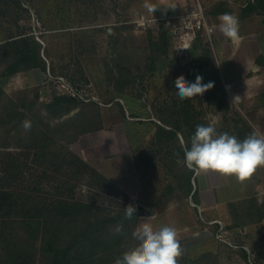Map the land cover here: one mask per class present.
<instances>
[{
  "label": "rangeland",
  "instance_id": "1",
  "mask_svg": "<svg viewBox=\"0 0 264 264\" xmlns=\"http://www.w3.org/2000/svg\"><path fill=\"white\" fill-rule=\"evenodd\" d=\"M148 2L157 7L153 13L144 7L145 0H0V178L17 157L23 172L18 187L27 180L31 184L32 177L45 170L46 189L68 181L75 188L72 199L116 212L132 204L137 211L130 230L144 222L154 229L167 225L177 230L183 250L177 264H220L238 255L249 262L245 248L254 250L256 263L258 253H264V224L260 231L257 225L264 217V167L243 182L215 172H195L197 201L192 195L185 198L175 177L182 178L184 169L174 155V142L155 138V132L163 124L161 112L169 108L193 134L187 119L212 124L240 140L253 130L264 133L263 6H257L258 0ZM198 2L213 27L212 45L199 36L195 41L201 62L175 47V31H182L179 16ZM249 2L256 8L248 11ZM224 13L239 18L240 35L245 37L239 48L219 31ZM164 32L168 53L159 54L154 63L148 36L157 41ZM11 39H27L29 50L41 49L46 68L35 62L28 68L20 64L18 71L8 74L6 69L18 58L5 45ZM253 60L260 65L256 71L250 66ZM199 65L202 83L214 82L211 89H222L221 94L208 90L181 100L175 94V79L184 75L191 82L189 74ZM60 96L77 99L70 111L48 106ZM234 96L240 99L232 103ZM25 120L31 122L30 131L22 128ZM44 134L66 145L128 198L109 195L107 185L98 186L86 174L70 179L65 169L60 172L49 164L48 169H30L33 145ZM247 224L256 230L255 246L241 232ZM132 240L126 251L136 246Z\"/></svg>",
  "mask_w": 264,
  "mask_h": 264
},
{
  "label": "trees",
  "instance_id": "2",
  "mask_svg": "<svg viewBox=\"0 0 264 264\" xmlns=\"http://www.w3.org/2000/svg\"><path fill=\"white\" fill-rule=\"evenodd\" d=\"M263 3L264 0H258L257 6L262 5L264 12ZM246 8L251 11L256 7L249 2ZM166 37L165 32L160 34L157 41L155 37L148 36L154 63L158 62L159 54L167 55L168 53L169 46ZM17 39L8 40L5 43L18 57L17 62L9 66L6 72L11 74L18 71L20 64H24L25 68L35 66L34 62L46 68V61L40 56L41 49L36 48L37 51H31L27 39L16 41ZM200 69L199 65L194 68L196 72L189 74L191 82L196 79L197 75H200ZM209 91L215 95L221 94L222 89H210ZM53 101L48 105L49 107L68 110L70 105L76 104L77 99L72 96H60L54 98ZM64 104H66L65 107ZM175 106H179L177 101H175ZM188 108L192 109V105ZM165 110L160 114L164 125L158 126L155 138L164 137L168 142H174V155L179 153V159L182 160L184 154L181 142L188 143L190 147V137L193 132L186 131V127L175 118L176 112L172 113L169 108ZM62 114H67V112ZM193 114H195L194 111L192 116H188L191 120ZM18 115L23 116L20 113ZM185 122L187 127L195 132L197 124L190 123L189 119ZM166 125L171 129H167ZM33 148L35 153L32 160L33 166L29 167L30 169H35L37 166L47 169L51 167L57 171L65 169L70 179L86 174L88 178L94 177L98 186L107 185L105 187L109 195L121 194L128 198V194L123 193L110 179L89 168L66 145L60 144L49 134H44L39 140L37 138ZM19 160L17 157L11 158L6 176L3 179L0 178V264H115V260L126 252L133 241L130 229L135 219L126 220L124 210L116 212L96 202L72 199L70 193L75 188L68 181H59L50 189L44 188V181H49L45 170L38 175L35 174V177H32L35 180L31 184L27 180V185L18 187L23 173L20 171L21 162H18ZM48 164L49 167H47ZM182 167L184 169L182 178L179 174L175 176L178 179V186L185 198L192 195L197 201V190H194L192 183L195 172L184 165ZM111 187L115 191H110ZM119 224L123 225V231L121 234H116L114 229Z\"/></svg>",
  "mask_w": 264,
  "mask_h": 264
},
{
  "label": "clouds",
  "instance_id": "3",
  "mask_svg": "<svg viewBox=\"0 0 264 264\" xmlns=\"http://www.w3.org/2000/svg\"><path fill=\"white\" fill-rule=\"evenodd\" d=\"M144 7L153 13L157 7L145 0ZM219 31L233 43H239L240 35L239 18L230 13L219 17ZM203 77L196 76L195 82H188L184 75L178 76L175 94L181 100L194 99L202 96L214 87V82L202 83ZM240 96H234L232 103L238 102ZM25 131L31 130V122H22ZM183 159L177 163L183 164L187 169L197 173L215 172L224 177H234L238 182L248 179L258 167H264V133L253 130L243 140L238 139L228 132H218L212 125H197L194 134L190 137V147L186 142H181ZM136 207L129 204L124 209V218L131 220ZM116 234H121L123 225L119 224L114 229ZM174 227L162 225L154 229L150 222H144L132 231V237L137 244L124 252L115 260V264H177V258L182 255V247L177 238Z\"/></svg>",
  "mask_w": 264,
  "mask_h": 264
},
{
  "label": "built area",
  "instance_id": "4",
  "mask_svg": "<svg viewBox=\"0 0 264 264\" xmlns=\"http://www.w3.org/2000/svg\"><path fill=\"white\" fill-rule=\"evenodd\" d=\"M181 21V32L175 31L176 48L181 52H188L193 46L198 36L206 43L213 44V27L210 25L209 20L205 14L201 3H196L188 8V11L179 16ZM231 244V243H230ZM248 254L249 262L255 260V252L251 248H245Z\"/></svg>",
  "mask_w": 264,
  "mask_h": 264
},
{
  "label": "crops",
  "instance_id": "5",
  "mask_svg": "<svg viewBox=\"0 0 264 264\" xmlns=\"http://www.w3.org/2000/svg\"><path fill=\"white\" fill-rule=\"evenodd\" d=\"M243 36H246L245 34H243ZM242 37V36H241ZM242 38H245V37H242ZM234 44V48H239V46L241 45V42L240 43H233L232 42V45ZM258 58V57H257ZM233 64H234V62H233ZM233 66V65H232ZM253 69L252 70H258V68H260V65L259 64H257V62L255 61V60H253V62L251 63V65H250ZM232 70V69H231ZM230 78H234V75L233 74H231L230 73ZM138 183H139V180H138ZM137 183V184H138ZM123 186H125V185H123ZM123 186H121V187H123ZM258 223H257V225H259V228H258V230L260 231V230H263V224H264V217L262 216L261 218H260V220L259 221H257ZM253 225V224H252ZM251 231H253V232H251ZM256 230H252L251 229V225H249V224H247L246 226H242L241 227V232H244L245 234H247V237H248V239L252 242L251 244H254L255 243V238H254V232H255ZM256 244H254V246H255ZM256 249H257V247H256ZM259 250V249H258ZM246 257L245 256H243V255H238V257L237 258H235L236 260H233L232 262L231 261H228V262H226V259L223 261V263H220V264H252V263H249L246 259H245ZM256 264H264V253H262V252H259L258 253V259H257V262H256Z\"/></svg>",
  "mask_w": 264,
  "mask_h": 264
},
{
  "label": "water",
  "instance_id": "6",
  "mask_svg": "<svg viewBox=\"0 0 264 264\" xmlns=\"http://www.w3.org/2000/svg\"><path fill=\"white\" fill-rule=\"evenodd\" d=\"M189 52V56L191 57V59L193 61H196V62H201L202 61V55H201V52H200V48L197 44H193V46L188 50ZM194 182V180H193ZM195 190V188H194ZM146 209H143V212H145Z\"/></svg>",
  "mask_w": 264,
  "mask_h": 264
}]
</instances>
